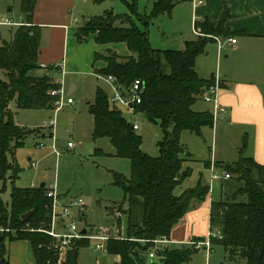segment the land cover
<instances>
[{"label":"trees","instance_id":"1","mask_svg":"<svg viewBox=\"0 0 264 264\" xmlns=\"http://www.w3.org/2000/svg\"><path fill=\"white\" fill-rule=\"evenodd\" d=\"M35 1H20L24 24L17 25L12 38L0 45V69L6 76V80L0 81V194L3 190L1 179L10 167L7 156L23 146L25 137L33 131L15 124L9 104L15 102L17 109H52L49 91L59 86L50 76L34 73L41 67L38 63L41 31L39 26L32 24ZM102 1L106 0H94L95 3ZM121 1L127 6V13L106 10L92 16L76 29L75 37L81 42L93 35L97 45L125 44L128 56L122 57L113 51L106 55L95 52L93 62L98 59L105 62V66L95 72L104 77L113 76L123 91L134 80H140L142 92L135 111L149 123L158 124L162 131L157 142L158 155L143 152L142 138L130 121L120 109L111 105L100 87L96 88L93 102L88 104L93 118L91 137L93 140L108 138L114 150L110 155L128 159L130 164L129 177L111 172L112 184L123 193L116 211L121 215L126 213L127 228L125 236L119 232L107 240L106 250L118 255L117 264H132L135 248L149 251L153 248L152 240L168 239L172 227L193 201L204 200L209 192V184H204L202 179L180 195H175L174 189L192 174V169L184 165L193 157L180 141L182 132L200 135L201 128L213 125L209 111L193 109L202 92L213 84V77L204 79L195 70L196 59L204 52L210 38L198 36L185 41L182 50L154 49L149 43L148 28L152 20L162 14L170 15L177 3L188 0H153L149 13L143 16L135 11L136 0ZM195 27L206 34L230 35L223 23L213 27L204 20ZM45 68L54 69L53 66ZM244 152L243 145L238 149L235 162L222 163L221 169L234 175L235 185L231 191L222 193L225 198L211 201L209 228H216L221 234L220 238L212 239L211 244L223 247L228 255L227 264H264V164ZM203 163L208 168L209 161ZM12 169L17 172L16 166ZM46 192L47 187L41 184L13 186L9 209L0 199V264H8L7 243L16 240L30 243L35 264H79V250L88 245L89 239L73 240L64 259L58 262V253L50 247L53 239L38 231L48 229L50 223L47 215L51 199ZM29 211L30 216L23 221L21 216ZM119 221L118 218V225ZM196 251L189 245H168L160 248L154 258L158 264H186Z\"/></svg>","mask_w":264,"mask_h":264},{"label":"rangeland","instance_id":"2","mask_svg":"<svg viewBox=\"0 0 264 264\" xmlns=\"http://www.w3.org/2000/svg\"><path fill=\"white\" fill-rule=\"evenodd\" d=\"M20 1L21 0H0V21L11 18L20 20ZM153 0H136V12L139 15H147L151 9ZM192 1L186 2V10H180L184 13L174 17V8L170 16L166 14L160 15L159 18L152 20L148 28V39L150 46L160 50H182L184 41L193 38L191 20L194 26V20L191 18ZM11 10V14L10 11ZM106 10L113 13H127L126 4L121 0H106L95 3L94 0H77L76 8L73 11V18L76 19L75 27L82 26L90 17L101 15ZM174 11V13H173ZM134 18L136 16L133 15ZM118 25L119 23L116 22ZM16 26L10 28L0 25V45L3 41H9ZM214 35V34H213ZM93 36V35H89ZM88 36V37H89ZM87 38V37H86ZM77 41V39H76ZM223 42L222 60L224 54H228V47ZM82 42V41H81ZM77 41V43H81ZM207 46V45H206ZM204 53H207V49ZM212 49V47H211ZM210 49V50H211ZM218 51V46H217ZM107 51H101L102 55H106ZM211 52V51H210ZM198 55L197 59L205 58V55ZM213 58V69L216 65V55L211 53ZM102 66L105 62L98 59ZM208 71V68H205ZM168 70V68H167ZM41 69L34 71L35 74L43 73ZM211 73V72H209ZM214 78H217V70L213 71ZM216 73V74H215ZM210 74H204V79H209ZM78 83L80 88L72 92L70 95L64 94V100L70 98L73 101L72 106L65 104L59 112L54 109H20L15 116V122L28 130L42 128L44 121L53 120L51 131L53 138L41 139L43 147H37L34 144L36 140L33 133H29L25 139L23 146L14 149L13 155L7 156V163L10 165L8 170L3 174L1 179L2 192L0 199L9 209L10 191L13 186L29 187L44 183L45 186L51 188L55 186L56 193L59 197H64L67 202L74 199H80L84 206L78 210L68 207L73 217L67 218L64 224L74 221L77 229L84 226L91 228V233H98L99 226H106L110 229V233L115 235L120 232L121 236L126 235L127 215L122 213L120 217L115 216V211L119 208L123 200V193L120 188L112 184V173L115 171L121 173L125 177H129L130 164L125 158H117L108 155L112 152L113 147L109 143L108 138L101 137L93 140L91 137L92 117L88 112V102H93L95 91L100 87L107 95L110 102L114 89L111 83L101 76L79 73ZM0 79L6 80L4 72L0 69ZM219 81V80H218ZM67 83L68 80H67ZM68 89V88H67ZM240 91V90H239ZM237 92L235 95V109L231 113V109L226 103L220 99L221 88H218L217 96L220 103L224 106L225 112H215L211 103L205 102L203 99L196 102L194 107L199 111H209L213 115L212 127L201 128L200 135L183 131L180 141L186 147L187 151L193 155V159L188 161L191 164L192 174L186 181H191L196 177L197 171H201L202 161L210 160L207 170L208 183L210 185L209 197L211 201L225 198L222 194L233 189L235 182L232 180L234 175H230V180L222 183L223 191L220 192V177L223 173L221 169L223 164H231L238 158V149L245 146V155L253 157L255 161H263L264 158L259 156L262 148L261 142L264 140V88L259 87V94L245 92ZM11 108L14 102H11ZM227 106V107H226ZM125 114L124 109L115 104ZM137 119L139 128L136 133L142 138L141 149L150 156L158 155L157 142L162 137V131L158 124L149 123L142 114L133 115ZM67 141L72 142L75 146L70 150L66 149ZM59 152L57 156L53 149ZM99 148L104 153L96 152ZM264 152V146L263 150ZM56 155V156H55ZM259 156L258 158H255ZM30 162H35L34 166ZM217 162V163H211ZM261 163V162H260ZM186 166V164H184ZM17 167V172H13V167ZM211 168L219 176L218 180H211ZM205 184V179L202 180ZM181 186L174 189V193H178ZM61 208L58 207V211ZM84 214V215H83ZM120 219L119 225L117 223ZM58 220L61 217L57 218ZM1 231V230H0ZM8 231V230H6ZM57 232H62V228L58 227ZM14 233V231H11ZM133 240V239H131ZM143 244V241L138 240ZM96 241L89 240L87 246L80 248L78 253L79 264H117L119 262L118 255H114L105 251H93ZM66 251L58 253V262L63 260ZM147 251L135 248V254L132 255V264H142L145 262ZM228 255L220 245H212L209 251L204 248L198 249L192 259L186 264H227ZM244 263L243 260H241Z\"/></svg>","mask_w":264,"mask_h":264},{"label":"crops","instance_id":"3","mask_svg":"<svg viewBox=\"0 0 264 264\" xmlns=\"http://www.w3.org/2000/svg\"><path fill=\"white\" fill-rule=\"evenodd\" d=\"M76 1L77 0H36L32 16V24L39 26L41 31L38 52L39 66H53L54 68L53 71H48L47 68L41 66L40 69L44 72L38 73L37 75L46 74L50 76L54 82L62 83L67 95H70L80 88L77 77L79 73H90L97 76V78L100 76L95 70L103 66L98 60L93 62L95 52L102 54L101 51L108 50L122 57L129 55V51L124 43L97 45L94 42L93 36L85 38L80 44L77 43L75 32L78 27H75L74 24L76 23V19H74L72 15V10L76 8ZM86 1L87 0H85V2ZM186 2H189V0L179 2L174 6L175 8L173 7L175 11V13L173 11L174 17L176 15L181 16L184 13V11L181 12L180 10L187 9L186 6H183ZM191 8V18L194 20V26L196 23L208 20L213 27H217L220 23H223V28L230 33V35H212L201 32L198 29H196L198 32L195 33V27L191 20L193 38L190 40L198 36H206L211 39L206 46L208 52L202 54L205 55V58L196 59L195 70L202 78H208L204 77V74H210L209 77H213V71L217 70V78L219 81L213 77V83H218L222 93L220 99L230 107L232 113L236 106L235 95L239 90V92H245V94H250L252 92L259 94V87L264 88V0H202V3L195 9L192 5ZM9 12L10 14L12 13L11 10ZM159 17L160 16L157 18ZM19 19L20 20H13L7 18L0 21V25L12 28L24 24L22 13ZM230 38L236 39V42L233 44L229 43L227 39ZM225 39L226 43L224 45L228 47V54H224L226 63H223L222 50L224 46L222 44V47L219 48L218 41L222 42L221 40ZM212 52L216 55V65L214 69L213 58L211 57ZM62 65L65 69L63 74L59 72V66ZM206 67L208 71H205ZM103 77L104 76H101V78ZM67 80L69 83H67ZM201 99V97L198 98L196 102ZM87 104H89V102ZM10 106L11 104H9L8 108L13 112L15 122V116L20 109L16 108L15 102L12 108ZM193 109L199 111L194 105ZM48 119L50 120V117ZM45 122L47 121L43 122L41 129L35 128L32 131V133L36 131L35 134H33L36 139L34 141L35 146L41 143V139L53 138L51 127L45 125ZM15 124L18 125L16 122ZM68 142L69 141H67V143ZM67 143L66 149L71 150L72 148L67 147ZM263 146L264 140L261 142L262 150ZM97 149L99 151L98 153L103 152L99 148ZM262 150L259 156L264 158V152ZM113 151L114 150H112V152L109 151L107 154L110 155ZM13 153L11 155H13ZM28 160L30 162L31 159L29 158ZM210 160L208 159L207 161ZM32 163L35 162H30V165H32ZM211 163L217 162L211 161ZM259 163L264 164V160L259 161ZM185 164L191 168V164H188V162ZM207 170L208 168L203 164L201 166V171L198 169L196 177L192 178L191 181H186L188 178L183 181L179 185L181 188L178 190V193L174 194L180 195L185 189L193 187L199 179H205V184H209ZM224 181L225 180H221V193L223 191L222 183ZM60 200L61 202H67L64 197H60ZM210 205L211 199L209 197V192L204 200H194L190 209L184 214L181 220L172 227L168 238V240H170L169 245H189V242L193 241L195 238H204L209 229ZM84 228L91 232V228L84 226L82 230ZM118 234L119 232L115 235H111L117 236ZM6 257L8 264H35L30 243L26 240H16L7 243ZM150 261H155V258H150L149 251H147L145 262H142V264H148Z\"/></svg>","mask_w":264,"mask_h":264},{"label":"built area","instance_id":"4","mask_svg":"<svg viewBox=\"0 0 264 264\" xmlns=\"http://www.w3.org/2000/svg\"><path fill=\"white\" fill-rule=\"evenodd\" d=\"M192 6L195 9L198 5L202 3V0H191ZM195 27V26H194ZM195 33L196 27H195ZM229 43H235L236 39L230 38L227 39ZM223 42L218 41L219 48L222 47ZM43 68L46 66L41 65ZM64 67L59 66V72L61 74L64 73ZM106 81L112 84L114 89V94L111 96L110 103L112 106L115 107V104L120 105L124 111L125 114L130 116L127 118L132 128L136 131L139 128V124L136 118L133 117V115L137 114L135 111V105L140 103V94L142 92L141 82L140 80L136 79L133 81L132 85L125 91H123L118 84L115 82V78L113 76H106L104 77ZM59 86L57 88H53L49 91V95L52 97V108L54 109V112H59L65 104L72 105L73 101L70 98H67L64 100V94L65 90L62 83H58ZM218 83L214 82L211 84L208 88H206L202 94L201 98L208 103H211L213 105V109L215 112H225L224 106L220 103L217 92H218ZM213 116V115H212ZM45 125L52 126L53 120L50 119L49 122H45ZM44 145L42 143L37 144V147H43ZM68 148H73L74 144L72 142L67 143ZM52 149L54 153L58 156L59 152L55 149L54 144H52ZM36 163H32L31 166H34ZM230 178V175L223 171L220 179L226 180ZM211 180H218L219 176L214 172V168H211V174H210ZM210 186V185H209ZM210 191V189H209ZM46 196L51 199V206H50V223L48 229H38V231L43 232L47 234L49 237L53 239V245L50 246L56 250L57 253L60 254L61 251L67 250L70 243L73 240H79V239H89L96 241L93 251H105V243L108 239L112 238V235L110 234V229L106 226H99L98 233H91L87 230L86 234H82V229H77L74 221H70L69 224L65 225L64 221L67 218H72V212L69 211L68 207H73L75 209L80 210L84 204L80 199H74L72 201L68 202H61L59 195L56 193L55 186L48 188L46 192ZM58 207L61 208L60 211H58ZM115 216L120 217L121 214L118 211H115ZM58 217H61V219H57ZM60 227L62 228V232H57L56 229ZM221 234L218 229H208L206 236L199 241H191L189 242V246H192L194 249L198 250L200 248H204L206 251L210 250L211 247V240L214 238H220ZM145 241V240H144ZM146 242V241H145ZM153 243V248L149 250V257L154 258L156 252L165 246H168L170 243V240L167 238H159L151 241Z\"/></svg>","mask_w":264,"mask_h":264},{"label":"water","instance_id":"5","mask_svg":"<svg viewBox=\"0 0 264 264\" xmlns=\"http://www.w3.org/2000/svg\"><path fill=\"white\" fill-rule=\"evenodd\" d=\"M0 81H1V79H0ZM41 186H44V184H41ZM127 204H125V206H126ZM30 214H31V212L29 211V212H27V213H25V214H23L22 216H21V219L23 220V221H26L27 220V218L30 216ZM47 217H48V215H47ZM82 234H86L87 233V230H86V228H84L83 230H82V232H81ZM148 264H158L156 261H150V262H148Z\"/></svg>","mask_w":264,"mask_h":264}]
</instances>
